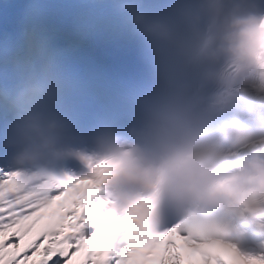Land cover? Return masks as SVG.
<instances>
[{"label": "clouds", "instance_id": "clouds-1", "mask_svg": "<svg viewBox=\"0 0 264 264\" xmlns=\"http://www.w3.org/2000/svg\"><path fill=\"white\" fill-rule=\"evenodd\" d=\"M81 7L83 30L134 43L145 71L119 86L85 84L34 26L42 5L30 6L27 52L6 54L12 71L0 81V153L9 156L0 170L24 192L98 178L94 199L150 236L206 235L264 264V0ZM74 167L88 174L76 178ZM168 214L177 222L159 231ZM246 226L259 239L242 251ZM127 235L118 238L124 247Z\"/></svg>", "mask_w": 264, "mask_h": 264}, {"label": "snow or ice", "instance_id": "snow-or-ice-1", "mask_svg": "<svg viewBox=\"0 0 264 264\" xmlns=\"http://www.w3.org/2000/svg\"><path fill=\"white\" fill-rule=\"evenodd\" d=\"M97 173L99 177V169ZM54 185V191L46 186L24 192L17 175L0 170V264H73L85 246L99 237V221L105 217L109 218L105 254L96 258L93 244L87 252L88 264H128L133 249H146L144 257L147 259L165 240L168 241L166 250L177 249L174 256H168L176 264L185 261L191 264L193 260H198L199 264H248L234 246L209 236L196 235L185 240L177 230L163 237H153L131 214L123 219L114 217L105 202L94 199V191L89 190L92 187L99 191L98 178L80 181L67 178L55 181ZM81 204L83 214L71 225L73 230L64 234V220L76 216L77 212L71 209ZM89 228L94 231L91 236H85ZM123 231L128 233V246L117 248ZM173 236L183 241V245L169 239ZM38 254L41 258L33 260Z\"/></svg>", "mask_w": 264, "mask_h": 264}]
</instances>
